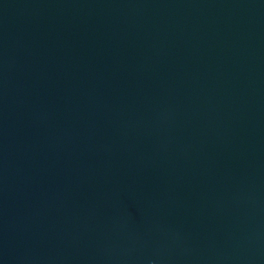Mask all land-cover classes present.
I'll list each match as a JSON object with an SVG mask.
<instances>
[{
	"label": "water",
	"instance_id": "obj_1",
	"mask_svg": "<svg viewBox=\"0 0 264 264\" xmlns=\"http://www.w3.org/2000/svg\"><path fill=\"white\" fill-rule=\"evenodd\" d=\"M0 264H264V0H0Z\"/></svg>",
	"mask_w": 264,
	"mask_h": 264
}]
</instances>
